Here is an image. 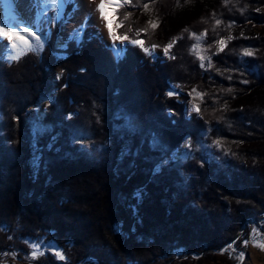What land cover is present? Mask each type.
<instances>
[{"label": "trees", "instance_id": "obj_1", "mask_svg": "<svg viewBox=\"0 0 264 264\" xmlns=\"http://www.w3.org/2000/svg\"><path fill=\"white\" fill-rule=\"evenodd\" d=\"M117 17L149 48L175 39V59L131 45L115 59L93 26L57 49L59 22L41 52L0 59V258L41 240L66 259L34 264H248L264 229V0H133Z\"/></svg>", "mask_w": 264, "mask_h": 264}, {"label": "snow or ice", "instance_id": "obj_2", "mask_svg": "<svg viewBox=\"0 0 264 264\" xmlns=\"http://www.w3.org/2000/svg\"><path fill=\"white\" fill-rule=\"evenodd\" d=\"M43 5L46 8H51L56 10L57 14L52 15L50 18L47 15H44V10H42L40 13H38L39 17H43V21L47 23L49 26L55 23L57 20H60L64 16L63 9L71 4L73 6V9L75 10L76 7H78L75 3V0H42ZM89 3L94 5V12L98 13V19L99 24L96 26L98 29L103 28L107 31V37L111 41V44H107L106 46L109 47L116 59H121L124 54L127 51L126 45H131L133 47H138L142 52H144L146 55L150 56L151 58L155 59L157 58L156 49L158 47H161L157 44H152L149 48L145 44V40L139 38L141 36V33H146L147 28L142 29H136L134 33V38L130 37L128 35V32L132 31L131 26L128 27L127 31L123 34H118L117 29L123 27V22H117L118 17L117 13L120 8L132 5L133 0H89ZM134 7L136 5H133ZM143 9L145 11H149L150 5L148 3L143 4ZM259 11V9H257ZM131 12H126L124 14L123 19L128 20L131 16ZM90 19V17H85L84 20L77 26H74L70 33V39L75 42H79L82 39L83 32L85 28L88 26L87 21ZM221 21L219 19L216 20V25H219ZM148 25L155 30L159 25L155 21L149 20ZM233 24L230 23L228 27H232ZM21 27L17 25L16 27H6L3 25H0V38H2L3 41H7L6 45H3L5 51L11 50L8 53V59L11 61H19L23 56H25L27 53L30 52H37L41 51L45 47V41H44V35L45 33L37 34L35 31H32L30 29V26L24 25L22 26V32L27 35V37H30V39L26 38L25 35L21 34V31H18L17 28ZM187 31V30H185ZM195 36V34H192ZM201 35H205V33H201ZM97 36L100 38H103V33L101 31H97ZM199 39V37H196ZM234 39L231 35H229L227 38H221L217 40L215 43L219 45L218 52L224 51V48L226 47V40L231 41ZM34 41V43L32 42ZM175 43V39L170 41L167 45L163 46V53L165 56H168L170 59H175V56L171 53V49ZM198 47V45H193V48L195 49ZM211 47V45H209ZM243 55L245 56H252L254 53L250 51L249 49L245 48L243 50ZM201 60L204 59V57H200ZM208 66L211 67V59L209 58ZM201 68H204V63H201ZM83 70V69H82ZM62 74V73H61ZM59 79V76L57 77ZM231 79V77H229ZM243 83H247L248 81H242ZM179 87V86H177ZM227 91H231V89H228ZM192 92H196V89L193 88ZM168 97H172L173 95H178V93L174 91H169L166 93ZM191 95V93H189ZM198 96H202L204 94L197 93ZM190 112H195L197 114H200L201 109L199 106L193 104L191 108L189 109ZM216 145H220L221 142L219 140L214 142ZM139 198V197H138ZM252 232L256 234V236H259V233L257 229L254 227L252 229ZM32 244V251L28 254L27 259L31 261H35L39 258V256L44 255L43 252L39 251V248L37 245L39 244L38 241L36 242H29ZM249 243H252L253 246H256L260 248L261 250H264V242H257V239L255 237L245 239L244 240V246L247 247ZM40 247H43V245H40ZM229 248L232 247V245L228 246ZM224 251H227V249H223L222 253ZM55 255L59 257L60 259H66L65 255L60 252L56 251ZM231 258V253H229ZM244 253L240 252L238 255V259L243 260ZM13 259H16V255L13 254Z\"/></svg>", "mask_w": 264, "mask_h": 264}, {"label": "rangeland", "instance_id": "obj_3", "mask_svg": "<svg viewBox=\"0 0 264 264\" xmlns=\"http://www.w3.org/2000/svg\"><path fill=\"white\" fill-rule=\"evenodd\" d=\"M69 5L71 6L70 11L67 12V14L66 13L64 14V18H62L60 20H57L55 23H53L50 26L43 21V17H41L40 20L36 22V21H32L29 18H27L25 16V13H21V15L23 16L22 18H23L24 22L26 24H28L38 34H41L42 32L45 33V35H44L45 45L47 44L48 39L50 38V34L52 33V29L54 28L55 24L59 22L60 25L56 29L57 30L58 37L56 38V41L54 42V46L57 49H62V48H65V45H66L67 41L71 40L70 39V33H71V30L73 29V27L80 24V23L74 22V16L80 10V7L76 3V5L78 7H76L75 10H74L73 9V6L71 4H69ZM93 13H94L93 11L88 10L87 13H86V15H85V17H90V19L87 21V25L88 26L96 27L100 22H98V21L95 20V18L93 17ZM56 14H57L56 10L51 9V8H48V10H46V12H44V15H47L49 18L52 15H56ZM68 26L70 27V30H69V32H68L67 35H64L65 34V31H66V27H68ZM259 27L260 26L258 25L256 27V30L259 29ZM98 30L103 33V38H100V37L99 38L105 44V46L107 44H111V41L108 39L107 33L105 32L106 29H103L101 27ZM41 51H37V52H41ZM155 51H156V54H157V58H163V57H165V55L163 53V49L157 48ZM57 55L58 56H62L61 54H57ZM113 56H114V54H113ZM196 57H197V59L201 63H204L205 59H203V60L200 59V57H203L201 54L197 53ZM157 58H155V59H157ZM0 59H4V60H7V61H11L8 58H1L0 57ZM151 59H153V58H151ZM155 59H153V60H155ZM47 102L48 101H46L45 104ZM190 108H191V106H188L187 113L190 112L189 111ZM43 110H44V108H42V110H40V112L43 111ZM185 145L186 144L184 143L181 147L183 148V147H185ZM178 151H179V153H181L182 152L181 151V148L178 149ZM180 155L181 154H179V156ZM174 157L177 158V156H174ZM254 227L257 229V231L259 233V236L258 237L256 236V234H254L252 232V229ZM250 229L251 230H250L249 238L255 237L257 239V242H264V229H261L260 226L254 224V223H253V225H252V227ZM29 242H36V241H29V240L26 241L27 245H29V248H30L29 249V253H30L32 251V244H30ZM38 242H39V244L37 245V247L39 248V251H41L43 253H45V252H51L57 259H60L59 257H57L55 255V252L56 251H60V252L63 253V251H62L61 248H59L58 246H56L52 242H43L41 240H39ZM40 245H43V247H40ZM247 247H248V249H247L246 253H244L243 260L247 261L248 264H264V250H261L260 248H258L256 246H253L252 243H249L247 245ZM13 254L16 255V259H13ZM28 254H25L23 257H18L16 251H10V252H8V253H6V254H4V255L1 256V258H0V264H15L17 262H20L22 259H24L29 264H34L36 260L30 262L27 259ZM61 260H64V259H61ZM243 260H240L239 259V262H241ZM80 264H96V263L93 262V261H85V262H82Z\"/></svg>", "mask_w": 264, "mask_h": 264}, {"label": "bare ground", "instance_id": "obj_4", "mask_svg": "<svg viewBox=\"0 0 264 264\" xmlns=\"http://www.w3.org/2000/svg\"><path fill=\"white\" fill-rule=\"evenodd\" d=\"M75 2L80 7V10L75 14L74 16V22L81 23L88 10H91L94 12V5L89 3V0H75ZM42 10L46 12L48 8H46L42 0H0V25L6 26V27H16L17 25L21 26L18 27L17 30L21 31L22 35H25L26 38L30 39V37H27L26 34L22 32V26L27 25L23 20V16L21 13H25V16L29 18L32 21H39L41 17L38 16V13H40ZM93 17L96 21L99 22L98 19V13L94 12ZM30 29L33 30L31 27ZM70 30V27H66V31L64 35H67ZM36 32V31H35ZM107 33V31H105ZM37 33V32H36ZM38 34V33H37ZM34 43V41H32ZM7 41H3L2 38H0V57L1 58H7L8 53L11 51L10 49L8 51H5L3 45H6Z\"/></svg>", "mask_w": 264, "mask_h": 264}, {"label": "water", "instance_id": "obj_5", "mask_svg": "<svg viewBox=\"0 0 264 264\" xmlns=\"http://www.w3.org/2000/svg\"><path fill=\"white\" fill-rule=\"evenodd\" d=\"M169 91H174V92L178 93V95H180V94L182 93L181 90H173L172 88H169V89L167 90V92H169ZM178 95H173V96H178Z\"/></svg>", "mask_w": 264, "mask_h": 264}]
</instances>
